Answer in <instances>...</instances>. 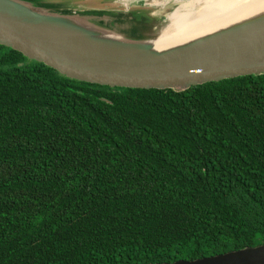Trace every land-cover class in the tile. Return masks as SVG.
<instances>
[{
	"label": "trees",
	"instance_id": "obj_1",
	"mask_svg": "<svg viewBox=\"0 0 264 264\" xmlns=\"http://www.w3.org/2000/svg\"><path fill=\"white\" fill-rule=\"evenodd\" d=\"M261 244L264 74L112 89L0 45V264L173 263Z\"/></svg>",
	"mask_w": 264,
	"mask_h": 264
},
{
	"label": "water",
	"instance_id": "obj_2",
	"mask_svg": "<svg viewBox=\"0 0 264 264\" xmlns=\"http://www.w3.org/2000/svg\"><path fill=\"white\" fill-rule=\"evenodd\" d=\"M84 1L89 2V9L66 11L44 0H0V45L66 78L112 89L184 91L205 83L264 74V9L157 48L154 38L124 36L112 29L119 19L106 4L121 5L129 0ZM156 264H264V244L191 261Z\"/></svg>",
	"mask_w": 264,
	"mask_h": 264
},
{
	"label": "bare ground",
	"instance_id": "obj_3",
	"mask_svg": "<svg viewBox=\"0 0 264 264\" xmlns=\"http://www.w3.org/2000/svg\"><path fill=\"white\" fill-rule=\"evenodd\" d=\"M141 1L143 5L149 3L164 7L167 3L176 0H129L121 2V5L128 7ZM262 9H264V0H189L166 15L165 22L157 31L153 42L157 48L168 47L250 16Z\"/></svg>",
	"mask_w": 264,
	"mask_h": 264
},
{
	"label": "rangeland",
	"instance_id": "obj_4",
	"mask_svg": "<svg viewBox=\"0 0 264 264\" xmlns=\"http://www.w3.org/2000/svg\"><path fill=\"white\" fill-rule=\"evenodd\" d=\"M44 1L51 4H57L59 5V8L66 11L68 9L71 11H85L90 7L89 2L84 0ZM187 1L189 0L171 1L164 7H158L149 3L143 5V2L141 1L137 4H130L126 9L119 3L113 2L106 4L107 6L105 8L118 15L117 19L119 20L112 27V29L118 34L124 36L138 35L141 38L153 39L156 37L157 31L160 30L165 22L166 15H168L172 9Z\"/></svg>",
	"mask_w": 264,
	"mask_h": 264
}]
</instances>
